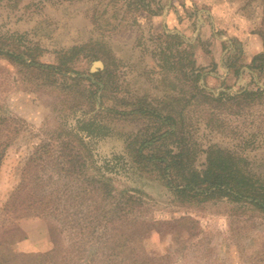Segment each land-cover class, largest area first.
Wrapping results in <instances>:
<instances>
[{"label": "rangeland", "instance_id": "1", "mask_svg": "<svg viewBox=\"0 0 264 264\" xmlns=\"http://www.w3.org/2000/svg\"><path fill=\"white\" fill-rule=\"evenodd\" d=\"M0 47V264H264V210L139 153L216 146L264 187V0H0Z\"/></svg>", "mask_w": 264, "mask_h": 264}, {"label": "trees", "instance_id": "2", "mask_svg": "<svg viewBox=\"0 0 264 264\" xmlns=\"http://www.w3.org/2000/svg\"><path fill=\"white\" fill-rule=\"evenodd\" d=\"M1 48V47H0ZM3 50V51H1ZM1 52L14 58L20 59V54L17 52H11L9 50L0 49ZM24 68L26 70H31L32 67L38 69V73L44 74L47 69L53 70L52 65L45 63H40L33 59L31 63H28L26 59H23ZM58 69V67H56ZM55 68V69H56ZM55 69L53 70L55 72ZM76 81H80L79 78H75ZM249 95H261L260 93H250L244 92L238 96V98H245ZM211 99L221 100V96L214 97L211 96ZM164 123L170 127L172 131L169 132L170 135H174V129H176V121L172 116H166ZM3 123L5 119L1 120ZM1 130V128H0ZM16 129L14 130V132ZM12 134V133H11ZM168 134V133H167ZM188 134V135H187ZM186 134V137H183L182 140L179 139L181 143L189 142ZM186 138V139H185ZM0 137V161H2L5 156L8 147L12 143V137L10 135H5V140ZM3 141V143H1ZM154 142V139L144 141L139 149V153L142 158L153 160L156 167L162 169V162H165V169H170L171 173L174 174L173 177L180 179L184 183V191L192 193L196 192L199 194V189L202 190V193H207V195L221 194L224 196H229L238 200H247L250 199L255 205L260 209L264 210V187L258 185L251 177L246 174L243 167L241 166L242 161L235 154L230 151H225L216 146L210 147L207 152V164L206 169L203 173L194 169L193 162L195 161L194 153L188 149H185V146L178 151H173L171 155H166L165 157H155L154 154L144 153L142 151L146 147L151 146ZM189 154V155H188ZM188 155V157H187ZM147 160V161H148ZM169 184L171 181L168 182ZM4 263V260L1 261Z\"/></svg>", "mask_w": 264, "mask_h": 264}, {"label": "crops", "instance_id": "3", "mask_svg": "<svg viewBox=\"0 0 264 264\" xmlns=\"http://www.w3.org/2000/svg\"><path fill=\"white\" fill-rule=\"evenodd\" d=\"M216 1H218V6H220L221 5V3L223 2V0L221 1V0H216ZM221 2V3H220ZM217 3V2H216ZM28 222H29V220H21V224H20V226L22 227V228H24V225H25V228L27 227V229H30L29 228V225H28ZM24 228V229H25ZM23 229V230H24ZM43 230V229H42ZM43 231H45V230H43ZM29 235V236H28ZM28 235H26V239L24 240V242L26 241L27 243H26V245H25V247L26 246H29L30 245V242H28V238L30 237V234L28 233ZM40 237L41 238H39V239H37L36 237H35V239H36V241H34V245H32V247H31V249L30 250H28V251H34V252H48V251H50L51 249H52V246H51V242H50V239H49V236L47 237V235L45 236V234L43 233V234H41L40 235ZM23 242V243H24Z\"/></svg>", "mask_w": 264, "mask_h": 264}, {"label": "water", "instance_id": "4", "mask_svg": "<svg viewBox=\"0 0 264 264\" xmlns=\"http://www.w3.org/2000/svg\"><path fill=\"white\" fill-rule=\"evenodd\" d=\"M97 65L102 66V62H100V61L96 62L95 66H97Z\"/></svg>", "mask_w": 264, "mask_h": 264}]
</instances>
